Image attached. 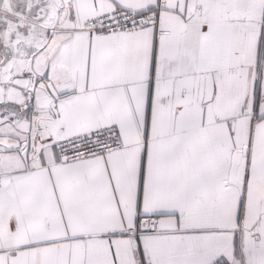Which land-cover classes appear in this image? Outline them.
<instances>
[{
    "label": "snow or ice",
    "instance_id": "obj_1",
    "mask_svg": "<svg viewBox=\"0 0 264 264\" xmlns=\"http://www.w3.org/2000/svg\"><path fill=\"white\" fill-rule=\"evenodd\" d=\"M0 264H264V0H0Z\"/></svg>",
    "mask_w": 264,
    "mask_h": 264
}]
</instances>
